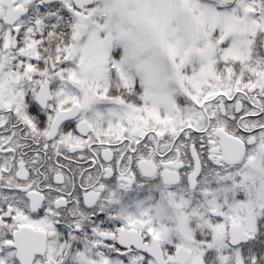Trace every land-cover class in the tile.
<instances>
[{"label": "snow or ice", "instance_id": "1", "mask_svg": "<svg viewBox=\"0 0 264 264\" xmlns=\"http://www.w3.org/2000/svg\"><path fill=\"white\" fill-rule=\"evenodd\" d=\"M127 2L152 0H0V264H264V0H194L215 22L189 60L113 26ZM170 79L163 108L137 95ZM137 172L168 192L134 199ZM176 192L189 229L158 240Z\"/></svg>", "mask_w": 264, "mask_h": 264}, {"label": "rangeland", "instance_id": "2", "mask_svg": "<svg viewBox=\"0 0 264 264\" xmlns=\"http://www.w3.org/2000/svg\"><path fill=\"white\" fill-rule=\"evenodd\" d=\"M186 5L192 7L196 13L197 20L194 19V15H189L186 13V9H189ZM183 17L187 22L186 25L177 24V17ZM210 22H215V17L210 13L203 12L198 9L194 3V0H152L150 3H126V19L119 21L116 18L112 20V25H120L123 31L125 32H137L138 34L143 32H148L151 35H162V44L167 48L171 47L175 51V55L182 60H189L200 53H202L207 46V42H201L199 44H193L190 37L195 38V35L200 34L201 24L210 25ZM107 20L104 26H107ZM111 35L115 36L116 32L113 31ZM197 53V54H196ZM166 82L163 84L162 90H157L156 95L149 98L146 94V102L149 108L160 109L161 107L157 106L156 96L159 93H167L170 88H176V85L169 87L166 85ZM145 84H148L145 82ZM154 86V85H153ZM175 99V95L173 96ZM152 100V106H149V101ZM168 102H166L164 105ZM178 103V100H176ZM163 108V107H162ZM264 149V148H263ZM241 182H237L236 185H241ZM233 186V185H232ZM233 189V187H232ZM214 191L224 193L227 198L230 196L227 195L229 192V187L226 185H220L217 187V184L213 186ZM233 191V190H232ZM231 200V199H229ZM185 209V207H184ZM187 214L185 220L187 219ZM186 225L183 226V230L178 231L179 235H183L187 232ZM175 233V232H174ZM166 235V232H165ZM160 236H163L160 234Z\"/></svg>", "mask_w": 264, "mask_h": 264}, {"label": "flooded vegetation", "instance_id": "3", "mask_svg": "<svg viewBox=\"0 0 264 264\" xmlns=\"http://www.w3.org/2000/svg\"><path fill=\"white\" fill-rule=\"evenodd\" d=\"M160 88L162 87L161 85H158ZM156 88V87H155ZM242 153H247L248 149H246L243 145H240ZM258 149H263L264 145H257ZM250 160H255V155L249 156ZM206 171L204 173V179L201 180V184L207 183V184H213L214 182H218L221 180L223 181L222 174H220V170L216 169L207 163H205ZM220 183V182H219ZM181 188H186L187 183L182 182ZM179 190V189H178ZM132 193L134 194V199H142L145 202H148L149 199L151 198L153 200V203L156 202L158 199V194L159 193H167L168 188L166 187L164 181L162 178L158 179L156 177H146L143 174L137 172V177H136V182L135 186L132 188ZM230 196H232L234 199L236 198H244L245 193L242 190L239 191H232L229 192ZM179 193L176 192L171 196L167 197L166 203L169 205V211L174 212L177 216L183 218L184 223L181 224H172L168 222H163V223H155L153 216L149 211H146L144 213V224L151 226L154 229L155 233V238L156 239H162L165 236V232L167 236H170L172 238H177L178 237V231L183 230L184 225H188L187 219L185 220V216L183 213H188L186 211L187 204L182 202V198H178ZM185 207V209H184ZM188 218V217H187ZM264 222V217H261L258 220V225L262 226L261 231H264V225L261 223ZM175 232V233H174ZM162 234L163 236H160ZM264 241V240H261ZM240 247V246H239Z\"/></svg>", "mask_w": 264, "mask_h": 264}, {"label": "clouds", "instance_id": "4", "mask_svg": "<svg viewBox=\"0 0 264 264\" xmlns=\"http://www.w3.org/2000/svg\"><path fill=\"white\" fill-rule=\"evenodd\" d=\"M138 38L140 40H142L145 44H149L152 41V36L148 32H143V33L138 34ZM168 85H169V87H173L175 85L174 79H170L169 82H168ZM151 91L152 90L150 89V93H151ZM166 99H167V97H166L165 93L157 94V96H156L157 106L162 108L164 106V103L166 102ZM152 104H153V101L150 100L149 101V106H152Z\"/></svg>", "mask_w": 264, "mask_h": 264}, {"label": "trees", "instance_id": "5", "mask_svg": "<svg viewBox=\"0 0 264 264\" xmlns=\"http://www.w3.org/2000/svg\"><path fill=\"white\" fill-rule=\"evenodd\" d=\"M192 11H193L192 9H189V12H192ZM207 29H208V26H205V25L202 26V28H201L202 34L201 35L199 34V35L196 36L197 38H199V39H197V41H199L201 38H206L205 33L207 32ZM203 31H205L204 35H203ZM209 43H210V41H209ZM240 250H241L242 254H244V255H250L251 252H256L257 251L256 248H254V247L253 248H249L248 246H246L244 248H241Z\"/></svg>", "mask_w": 264, "mask_h": 264}]
</instances>
